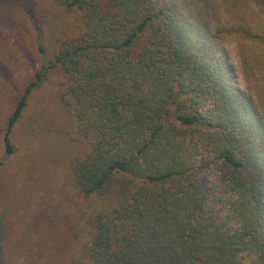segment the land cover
<instances>
[{
    "label": "trees",
    "instance_id": "1",
    "mask_svg": "<svg viewBox=\"0 0 264 264\" xmlns=\"http://www.w3.org/2000/svg\"><path fill=\"white\" fill-rule=\"evenodd\" d=\"M53 1L66 27L24 76L2 146L58 72L87 147L70 168L95 203L90 264H264V0Z\"/></svg>",
    "mask_w": 264,
    "mask_h": 264
},
{
    "label": "rangeland",
    "instance_id": "2",
    "mask_svg": "<svg viewBox=\"0 0 264 264\" xmlns=\"http://www.w3.org/2000/svg\"><path fill=\"white\" fill-rule=\"evenodd\" d=\"M66 21L53 0H0V264H90L84 246L95 203L76 193L70 168L87 147L76 139L58 72H50L30 94L9 134L12 154L6 155L2 146L24 76L48 62L55 48L51 34L66 27ZM226 47L225 61L233 66L232 81L239 88L235 45ZM209 160L202 156L197 163ZM198 178L210 182L212 167Z\"/></svg>",
    "mask_w": 264,
    "mask_h": 264
}]
</instances>
